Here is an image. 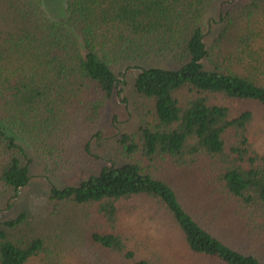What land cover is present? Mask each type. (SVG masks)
Returning <instances> with one entry per match:
<instances>
[{
  "label": "trees",
  "instance_id": "1",
  "mask_svg": "<svg viewBox=\"0 0 264 264\" xmlns=\"http://www.w3.org/2000/svg\"><path fill=\"white\" fill-rule=\"evenodd\" d=\"M215 1L0 0V193L31 180L18 137L51 175L93 167L91 143L126 83L114 67L135 64L143 101L139 126L118 141L123 164L52 188L37 215L0 225V264L43 253L62 264L54 242L71 210L93 248L126 264H164L137 253L145 237L133 228L150 214L171 226L167 245L179 241L204 264H264L220 238L203 220L209 211L184 203L167 178L208 162L225 194L264 219L262 129L252 108H264V0L234 2L208 43L203 26Z\"/></svg>",
  "mask_w": 264,
  "mask_h": 264
},
{
  "label": "rangeland",
  "instance_id": "2",
  "mask_svg": "<svg viewBox=\"0 0 264 264\" xmlns=\"http://www.w3.org/2000/svg\"><path fill=\"white\" fill-rule=\"evenodd\" d=\"M236 1L238 0H216L211 4L210 14L203 26L208 43L218 33L220 14ZM154 64L167 66L163 61L161 63L155 61ZM114 71L118 78L126 83L110 100L103 122L97 130L98 136L91 143L92 153L96 157L93 167L79 169L68 175H51L33 143L26 137H18L17 142L23 145L32 162L31 180L26 188L18 192L9 190L0 193V225L23 214L37 215L40 208L48 202L52 188L78 186L80 182L97 174L103 167L123 164L118 141L122 134L133 133L139 126L143 101L134 91L139 73L135 64L116 66ZM240 108L244 109L245 105H241ZM252 108L257 116V124L262 129L259 146L264 153V108L260 106ZM216 176V172L208 162L198 164L192 169L169 170L167 173L168 180L172 182L184 203L209 211L207 218L203 220L220 238L264 261V219L257 217L251 219L253 217L251 210L244 209L228 197ZM73 211L66 212L62 217L63 226L69 224V227L60 240L58 235L55 238L54 245L58 243V247L54 249L61 250V254L55 252L56 258H59L62 264H89V259L92 257L99 261L98 264H126L118 256L93 248L81 226L72 224L74 217L72 215H75ZM138 211L147 213L143 206ZM70 218L72 221L69 220ZM137 218L135 216V219ZM138 219L141 223L137 224L133 231L142 238L145 237L144 245L140 246V251L137 252L138 256H144L155 263H159L162 259L164 264H204L191 252H186L179 241L175 240L172 245H167L166 235L168 230L172 229L171 226L167 227L165 222L161 225L154 221L151 214L145 220ZM28 264L51 263L48 261V255L43 253L31 259Z\"/></svg>",
  "mask_w": 264,
  "mask_h": 264
}]
</instances>
